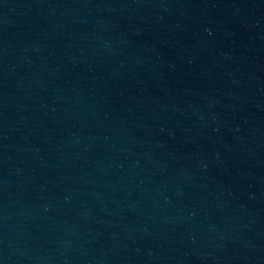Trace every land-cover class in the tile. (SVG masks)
Segmentation results:
<instances>
[{
  "label": "water",
  "instance_id": "water-1",
  "mask_svg": "<svg viewBox=\"0 0 264 264\" xmlns=\"http://www.w3.org/2000/svg\"><path fill=\"white\" fill-rule=\"evenodd\" d=\"M0 264H264V0H0Z\"/></svg>",
  "mask_w": 264,
  "mask_h": 264
}]
</instances>
